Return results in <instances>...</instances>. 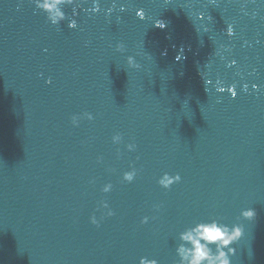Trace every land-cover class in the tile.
Segmentation results:
<instances>
[{"label": "water", "instance_id": "1", "mask_svg": "<svg viewBox=\"0 0 264 264\" xmlns=\"http://www.w3.org/2000/svg\"><path fill=\"white\" fill-rule=\"evenodd\" d=\"M112 3L66 5L70 29L0 0V264H177L181 231L242 209L255 216L231 264H264V3L245 15L237 0H116L106 14ZM233 83L235 98L217 91ZM165 172L181 181L161 188Z\"/></svg>", "mask_w": 264, "mask_h": 264}, {"label": "clouds", "instance_id": "2", "mask_svg": "<svg viewBox=\"0 0 264 264\" xmlns=\"http://www.w3.org/2000/svg\"><path fill=\"white\" fill-rule=\"evenodd\" d=\"M35 5V8L44 12L46 14V19L52 25L59 26L62 21L67 20V26L70 29L77 28V20L75 18H68L65 11L63 10L66 5H73V16L77 14L75 6H78L81 0H31ZM83 2H88V0H83ZM241 4V11H244L246 5L249 3V0H237ZM255 2V0H251ZM261 3H264V0H261ZM116 9V0H113L112 7H109L106 10V14H111ZM100 0H91V7L87 9L90 13L100 12ZM119 11L124 12L126 8L123 4L119 5ZM245 15H248L244 11ZM136 16L141 19L145 18L144 10L141 8L136 11ZM253 19L256 18V13L251 14ZM227 35L229 37L234 35L233 25L229 24L227 26ZM124 49L123 43L116 44V51L122 52ZM127 64L132 68H139L140 65L136 60L129 56L127 57ZM236 61L232 60L231 65H235ZM220 82L218 81V84ZM253 89H257L258 85L252 84ZM237 85L235 83L229 85L227 89L225 87H218L217 91L224 92L228 91L231 94L232 98L237 96L236 91ZM248 84L245 83L242 85V90L244 92L248 91ZM94 117L91 113L85 112L79 115H73L71 117V123L73 126H78L81 119L92 120ZM113 144H120L122 141V135L116 133L112 136ZM136 148L135 143L126 144V149L131 152ZM119 152V150H118ZM98 162L102 160V157L97 158ZM130 170L124 171L122 174V181L126 183H132L137 176V169L130 165ZM181 181V176L177 173L171 175L167 172L163 173L157 180V184L168 190L172 187L173 184L179 183ZM113 189L111 182L103 184L100 191L102 193H110ZM100 207L107 209L106 215L113 216L115 213L109 207L107 201L102 200L100 202ZM156 211H159L161 205L157 204L153 206ZM255 216V211L253 209H242L240 215L237 217L235 223L231 225L226 224L219 218H210L208 220H198L195 221L192 225L185 228L178 234V238L181 241L176 248V255L178 257L177 264H231L230 256L235 254V248L231 247L232 244L240 240L243 235L244 227L242 223H239L241 218L251 219ZM104 216H101V220ZM90 222L93 225L99 227L100 220L93 214L90 216ZM149 216H143L140 219L141 224H147L149 222ZM151 219H155L152 217ZM138 264H159V261L155 258H148L146 256H141L139 258Z\"/></svg>", "mask_w": 264, "mask_h": 264}]
</instances>
